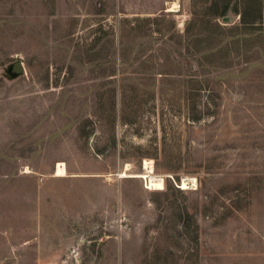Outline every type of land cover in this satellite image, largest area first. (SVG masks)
Wrapping results in <instances>:
<instances>
[{"label": "rangeland", "instance_id": "1", "mask_svg": "<svg viewBox=\"0 0 264 264\" xmlns=\"http://www.w3.org/2000/svg\"><path fill=\"white\" fill-rule=\"evenodd\" d=\"M224 5L0 0V264H264V33Z\"/></svg>", "mask_w": 264, "mask_h": 264}, {"label": "trees", "instance_id": "2", "mask_svg": "<svg viewBox=\"0 0 264 264\" xmlns=\"http://www.w3.org/2000/svg\"><path fill=\"white\" fill-rule=\"evenodd\" d=\"M246 1L250 2V5H251V6L246 7V11L247 10H249V11L253 10L254 12H256V15H255L253 21H251V22L245 21L244 13L243 12L241 13V10L239 8L238 3L232 5L231 0H225V5L222 8L223 10L221 12V15L226 16V14H229V13H236V14L241 13V16H243L244 22H248L249 24H251V26H254L253 28H256L258 31L257 33L263 34L264 33V25L262 24V20L264 19V14H263L264 6L262 5V1H264V0H246ZM222 31H224V27L222 26V24L216 23L215 34L217 33V35H221ZM217 35H215V36H217ZM228 35L229 34H224V37L220 43H219V41H218L219 39L217 37L213 38L212 36H210L209 38L206 39V36L201 35V33L199 35H196V40L200 41L202 44H204V43L206 44L208 42L209 46L211 45V47L214 50L215 49L217 50V49L223 47L225 44L228 45L230 42H232V40H234V43L237 44V39L239 37H241V35H249V34L247 32L244 33L241 31V32H238L235 34H231L233 36H228ZM208 44H207V46H208ZM230 45H231V43H230ZM210 52H212V51H210Z\"/></svg>", "mask_w": 264, "mask_h": 264}, {"label": "bare ground", "instance_id": "3", "mask_svg": "<svg viewBox=\"0 0 264 264\" xmlns=\"http://www.w3.org/2000/svg\"><path fill=\"white\" fill-rule=\"evenodd\" d=\"M178 3L177 2H173L171 3V5L169 6V10L170 11H177L178 10ZM145 169H148L150 172H154L155 170V164H153V160L152 159H146L145 160ZM67 174V169H66V164L64 162H59L57 165V175H66ZM126 174V172L124 173Z\"/></svg>", "mask_w": 264, "mask_h": 264}, {"label": "water", "instance_id": "4", "mask_svg": "<svg viewBox=\"0 0 264 264\" xmlns=\"http://www.w3.org/2000/svg\"><path fill=\"white\" fill-rule=\"evenodd\" d=\"M224 22H229V21H232V17L231 15H226L224 18H223ZM14 69L15 71H21L22 70V65H21V62H16L14 64Z\"/></svg>", "mask_w": 264, "mask_h": 264}, {"label": "crops", "instance_id": "5", "mask_svg": "<svg viewBox=\"0 0 264 264\" xmlns=\"http://www.w3.org/2000/svg\"><path fill=\"white\" fill-rule=\"evenodd\" d=\"M238 5H239V8H240L241 13H242V12H243V10H242L243 8H241V6H242L241 3H239ZM247 6H248V5L246 4L245 8H246ZM241 13H240V14H241ZM263 14H264V13H263ZM262 24L264 25V19H263Z\"/></svg>", "mask_w": 264, "mask_h": 264}]
</instances>
